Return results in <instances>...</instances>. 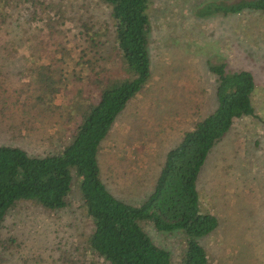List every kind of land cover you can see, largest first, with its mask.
Masks as SVG:
<instances>
[{
    "label": "rangeland",
    "instance_id": "obj_1",
    "mask_svg": "<svg viewBox=\"0 0 264 264\" xmlns=\"http://www.w3.org/2000/svg\"><path fill=\"white\" fill-rule=\"evenodd\" d=\"M6 1L4 20L0 19V145L44 155L63 143L72 126V120L65 118L73 112L61 111L65 105L70 108L85 96L94 100L92 81L97 77L124 76L110 8L99 0H48L63 17L61 24L57 21L48 30L49 37L43 36L46 30L40 23L27 21L29 3ZM216 1L232 2L149 0L150 78L102 142L100 176L116 198L140 204L150 193L167 150L215 106L214 76L208 64L221 61L227 73L250 72L256 117L234 119L208 151L197 175L200 210L217 220L216 228L199 243L208 264H264V10L195 14ZM86 29L96 31L98 45L82 53ZM49 43L46 53L60 57L65 77V87L50 102L55 109L50 114L42 112L38 96L33 99L30 65L44 62L41 47ZM59 48L62 56L52 52ZM72 182L67 205L60 210L49 212L31 201H17L8 209L0 226L2 264L97 262L84 253L90 224L75 179ZM144 229L175 264L183 246L179 232H159L147 223Z\"/></svg>",
    "mask_w": 264,
    "mask_h": 264
},
{
    "label": "trees",
    "instance_id": "obj_2",
    "mask_svg": "<svg viewBox=\"0 0 264 264\" xmlns=\"http://www.w3.org/2000/svg\"><path fill=\"white\" fill-rule=\"evenodd\" d=\"M99 1L110 8L113 42L124 76L93 79L94 100L85 96L70 108H62V112H73L65 118L67 122L72 120V126L55 151L31 155L17 146L0 145V226L17 201H31L49 212L64 208L75 179L81 208L90 224L84 253L97 259L91 264H174L169 252L151 240L144 229L146 223L159 232H179L183 246L175 264H208L199 239L216 228L217 220L200 210L196 179L208 151L229 130L233 120L256 117L251 103L253 77L245 70L227 73L221 61L208 64L214 76L213 110L185 130L179 142L165 153L145 199L138 205L128 204L107 190L100 176L98 154L115 119L150 78L149 0ZM23 2L31 8L27 21L40 23L46 30L43 36L51 37L49 31L54 23L61 24L63 20L54 11L55 4L48 0ZM219 2L207 3L195 14L205 17L264 10V0ZM7 3L0 0L1 20ZM82 34L86 44L82 53L98 45L96 31L89 33L86 29ZM49 45L41 47L39 57L44 62L31 61L30 65L35 85L33 99L38 96L42 112L50 114L55 112L50 102L65 87V77L58 65L60 57L46 53ZM52 52L63 55L60 48ZM80 93L77 90L76 94Z\"/></svg>",
    "mask_w": 264,
    "mask_h": 264
},
{
    "label": "crops",
    "instance_id": "obj_3",
    "mask_svg": "<svg viewBox=\"0 0 264 264\" xmlns=\"http://www.w3.org/2000/svg\"><path fill=\"white\" fill-rule=\"evenodd\" d=\"M182 133H183V132H182ZM180 137H181V136H180ZM179 140H180V139H179ZM178 142H179V141H178ZM178 142H177V143H178ZM174 146H175V145H174ZM171 148H172V147H171ZM168 150H169V149H168ZM168 150H167V151H168Z\"/></svg>",
    "mask_w": 264,
    "mask_h": 264
}]
</instances>
